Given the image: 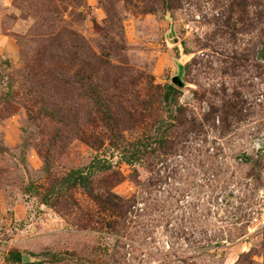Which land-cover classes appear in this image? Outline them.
<instances>
[{"label": "rangeland", "instance_id": "rangeland-1", "mask_svg": "<svg viewBox=\"0 0 264 264\" xmlns=\"http://www.w3.org/2000/svg\"><path fill=\"white\" fill-rule=\"evenodd\" d=\"M262 222L264 0H0V264H264Z\"/></svg>", "mask_w": 264, "mask_h": 264}, {"label": "trees", "instance_id": "trees-1", "mask_svg": "<svg viewBox=\"0 0 264 264\" xmlns=\"http://www.w3.org/2000/svg\"><path fill=\"white\" fill-rule=\"evenodd\" d=\"M72 176H74V180L76 182H79V183H84L86 182V178L87 176H85L82 172V170H73L72 171ZM11 261H14V262H19L23 259L22 255L20 252L16 251V252H12L11 255Z\"/></svg>", "mask_w": 264, "mask_h": 264}, {"label": "water", "instance_id": "water-1", "mask_svg": "<svg viewBox=\"0 0 264 264\" xmlns=\"http://www.w3.org/2000/svg\"><path fill=\"white\" fill-rule=\"evenodd\" d=\"M173 81L178 84H182L178 76L173 77ZM23 260H28V257L26 255L23 256Z\"/></svg>", "mask_w": 264, "mask_h": 264}, {"label": "built area", "instance_id": "built-area-1", "mask_svg": "<svg viewBox=\"0 0 264 264\" xmlns=\"http://www.w3.org/2000/svg\"><path fill=\"white\" fill-rule=\"evenodd\" d=\"M262 224L264 225V222H262Z\"/></svg>", "mask_w": 264, "mask_h": 264}]
</instances>
